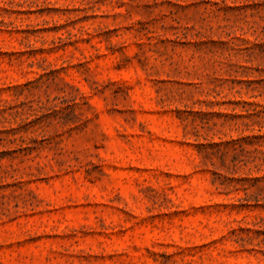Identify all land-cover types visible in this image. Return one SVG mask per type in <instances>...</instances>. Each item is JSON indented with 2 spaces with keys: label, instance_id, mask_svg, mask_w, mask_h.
I'll use <instances>...</instances> for the list:
<instances>
[{
  "label": "rangeland",
  "instance_id": "374dc122",
  "mask_svg": "<svg viewBox=\"0 0 264 264\" xmlns=\"http://www.w3.org/2000/svg\"><path fill=\"white\" fill-rule=\"evenodd\" d=\"M0 264H264V0H0Z\"/></svg>",
  "mask_w": 264,
  "mask_h": 264
},
{
  "label": "trees",
  "instance_id": "16d2710c",
  "mask_svg": "<svg viewBox=\"0 0 264 264\" xmlns=\"http://www.w3.org/2000/svg\"><path fill=\"white\" fill-rule=\"evenodd\" d=\"M255 138H258V139H259V138H261V137L256 136Z\"/></svg>",
  "mask_w": 264,
  "mask_h": 264
}]
</instances>
